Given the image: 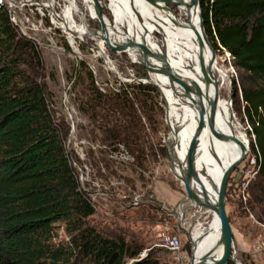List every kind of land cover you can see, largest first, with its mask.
<instances>
[{
    "label": "trees",
    "instance_id": "obj_1",
    "mask_svg": "<svg viewBox=\"0 0 264 264\" xmlns=\"http://www.w3.org/2000/svg\"><path fill=\"white\" fill-rule=\"evenodd\" d=\"M201 4L215 50L229 53L240 74L241 84L234 80V93L256 139L254 152L261 169L255 187L264 192V0H201ZM79 66L87 69L84 62ZM82 69L76 68V84L79 78L82 81ZM142 69L140 77L145 76ZM87 70L80 112L91 122L93 140L108 149L101 166L93 160L98 180L92 178V168L80 163L75 164L77 171L73 168L67 153L73 128L55 115L54 94L45 83L40 53L20 36L6 7L0 9V264H162L152 252L140 257L146 243L139 238L93 224L98 212L91 193L85 186L80 189L77 176L85 185L89 173L92 182L104 185L118 176L110 164L118 163L137 177L124 179L126 196L132 197L136 183L147 186L153 175L150 166L158 163L155 136L159 152L165 154L160 94L155 86L142 83L123 84L106 93ZM121 147L133 162L112 157ZM152 201L141 204L144 219L155 218L146 214L147 209L162 213ZM254 201L262 204L264 196ZM257 216L264 224V210Z\"/></svg>",
    "mask_w": 264,
    "mask_h": 264
},
{
    "label": "rangeland",
    "instance_id": "obj_2",
    "mask_svg": "<svg viewBox=\"0 0 264 264\" xmlns=\"http://www.w3.org/2000/svg\"><path fill=\"white\" fill-rule=\"evenodd\" d=\"M71 1L75 6L73 8L74 18H71L73 21L71 20L68 23V19H62V17L70 9ZM71 1L8 0V4L11 6L13 14L16 17L15 25L18 28V33L21 37L30 41L40 53L43 72L46 75L45 83L54 94V112L56 117L73 128L67 142V153L73 164V168L76 170V163L82 164V167L87 166L90 169L92 168V178L98 180V173L96 168L93 167V160L97 161L101 166L100 161L105 157L104 154L108 149L100 141L93 140L91 122L80 112V104L84 100L83 93H85L87 84H84L83 81V78L86 77L85 71L88 69L94 73L98 86L103 92L110 93L113 89L121 87L123 84L142 83L155 86L154 84L156 83L165 98V93L157 79L163 78L160 75L150 74V82L153 84L141 80L143 77H149V72L141 63L135 62L136 60H141V57L132 50H126L127 54L123 55L115 52L108 54L99 39L94 36V29L98 28L100 19L99 10L96 8L93 0ZM104 3L107 4L113 13V20L110 18L107 20L106 18L104 21L105 30L117 38H121L127 34V25L124 22L122 13L123 4L121 2V5L115 4V0H104ZM150 12L152 13L151 10ZM131 13L133 14V11ZM54 14L55 17L53 16ZM57 16L58 18L61 17L59 19L60 22L56 21ZM71 24H74L79 29L81 26L86 27L88 33L78 35L76 33L78 31H75L71 27L73 26ZM69 27L73 30L69 29ZM151 32V44L148 43V46L153 45L158 52L166 51L169 53L166 47L167 40L164 35L158 30ZM67 37L70 44L75 47L74 53H77V49L79 48L78 54L73 53L68 44ZM110 43L113 45L112 40ZM115 43H120L127 48L130 42L119 41ZM154 47L152 49L150 46L156 52ZM216 53L219 66L229 75V78L222 81V96L224 99L231 101L236 115L235 120L240 126L238 133L240 136H244L250 145L247 159L233 173L228 186L227 212L231 219L234 233V251L240 264H264V224L259 221V217L257 216V212L264 210V201L262 204L255 203L254 201L255 197L264 196V192L255 187V183L259 181V174H256L258 170L256 168L258 166V158L254 152L256 139L247 119L244 105L236 99L234 93V80L238 85L241 84L240 74L235 69L233 59L229 53L226 51L223 53L216 51ZM79 62H84L87 69L83 70L79 66ZM142 67L145 70L143 72L145 76L140 77L138 76V71L141 72L140 69L143 71ZM76 68L83 70V73L80 71L82 81L79 78L78 85L75 83L77 79ZM165 79L167 80V78ZM175 87L177 89V86ZM161 91L158 89L160 94L158 101L163 108L162 119L164 120V124L161 133L163 141L166 142L164 143L165 154L162 155L159 152V147L156 144L158 139L156 140L157 136H155L152 141L157 147L159 155L157 157L158 163L150 166V173L153 175L149 184L144 186L143 184L136 183L137 190H131L133 191L131 193H134L132 195L133 198L126 196L123 189L124 187H128V185L124 179L126 177H137L131 168L119 165L118 163H110L111 171L117 172L118 176L116 178L111 177L108 180L109 183L106 181L104 185H101L97 182H92L89 178V173L86 175L88 183L84 185L83 180L80 181L78 179V181L81 189L83 190L85 186L91 193L94 204L100 208V212L94 218L93 224H98L106 232L121 230L131 234L135 239L139 238L140 242L146 243V249L140 257L144 253L145 255L143 256L146 257L148 253L152 252L155 253L162 264H190L194 254V244L192 245V242L197 241L201 233L213 225L215 215L212 211L203 209L190 202L183 207L184 222L172 216L174 207L178 206L185 199L186 189L183 182L177 178L171 169L167 141L169 136L171 138L173 136V133L170 134L173 127L170 125L171 121L169 117V110L172 105L168 104L166 98L165 100L162 98ZM168 92L174 93L172 88ZM178 102L183 104L180 101ZM144 123H147V120ZM170 141L171 139L168 141V144ZM72 152H75V155ZM91 152L94 153V159L91 157ZM171 154L175 157L173 153ZM174 164L175 171L179 173L176 159H174ZM102 172L108 173L105 170ZM77 176L79 178L82 177L81 175ZM250 178L251 182L247 184ZM194 189L197 194L201 196L205 194V196L211 198L206 190L204 191L201 188L195 187ZM111 192H114V194L112 195ZM136 199L139 202L138 206L134 204ZM145 199L148 201L154 200V202H151L152 205L154 207L159 206L164 214L157 212V210L151 212V209H147L146 214L151 213L155 215V218L144 219L142 214L139 213L142 211L141 204L145 202ZM179 217L183 218V215ZM180 226L184 227V232L182 233H179L177 229ZM186 231L192 233V241ZM175 234L180 235L183 243V249L177 255L165 247L166 239ZM63 237L64 233L61 230L60 239Z\"/></svg>",
    "mask_w": 264,
    "mask_h": 264
},
{
    "label": "bare ground",
    "instance_id": "obj_3",
    "mask_svg": "<svg viewBox=\"0 0 264 264\" xmlns=\"http://www.w3.org/2000/svg\"><path fill=\"white\" fill-rule=\"evenodd\" d=\"M120 2L123 4L122 13L124 16V22L127 25V34L121 38H117L111 33L106 32L108 42H111L112 40L113 44L121 46L126 50L134 51L141 57V60L135 61L136 63L144 62L150 66L153 65L158 67V61L153 58L144 57V55L138 50L133 49L135 47L134 43H144L147 45L148 43L151 44V31L158 30L167 40L166 47L169 50V53H167L168 55L165 53L166 51L160 52L168 56V60L174 71H177L189 80H195L202 83V73L199 67L200 54H203L205 63L208 64L212 60L213 52L209 45H206L203 49H201L200 41L197 35L199 32L200 8L197 5H194L192 0H173L172 3L168 4H161L158 2L155 6L150 5L144 0H115V4L121 5ZM73 8H75V6L71 1L70 9H68L66 14L62 17V19H68V23L72 20L71 18H74ZM131 11H133V14ZM138 12L142 15L145 21L144 25L137 18ZM58 16L56 21L58 20V22H60L59 19L61 17L58 18ZM58 24L60 25V23ZM71 25H73L71 27L75 31H78L76 32L78 35L88 33V29L84 26H81L79 29L74 24ZM69 29L71 28L69 27ZM119 41H127L130 43H128V47L126 48L120 43H115ZM150 46L153 49L154 46ZM156 52H158L157 49ZM213 72L220 86L222 95V81L229 78V75L222 67L219 66L217 57L213 65ZM154 74L160 75L163 78L157 79L159 80V84L165 93V98L168 104L172 105L169 110V117L171 121L170 125L173 127V136L172 138L169 137V140L171 139L169 145L173 146V148L170 151L178 158V166L181 167V170L179 169V173H184L186 170L182 168L186 167L185 156L187 148L189 147V144L199 127V123L204 118L202 108L199 105L187 102V100L181 97H177L173 92L167 93V91L171 89L170 82L160 73ZM178 101L183 104H180ZM232 106L231 101L224 99L223 96L221 97L218 106L217 127L225 133L233 134L243 143L244 148L247 151H250L248 141L244 136H240L238 133L240 126L235 120L236 115ZM198 144L199 147L195 151L196 156L193 163L197 177L191 176L190 185L194 193L201 200L209 205H212L216 200V191L221 177L223 176L225 170L239 156L240 151L235 143L221 140L213 136L206 126L201 132ZM177 152H179L178 155H176ZM194 187L201 188V190L204 191L206 190L211 198L205 196V194L203 196L197 194ZM193 244V256L195 257L197 263L210 264L214 259H223L224 244L221 241L220 226L216 216L213 225L209 229L207 228V230L203 231L197 241Z\"/></svg>",
    "mask_w": 264,
    "mask_h": 264
},
{
    "label": "water",
    "instance_id": "obj_4",
    "mask_svg": "<svg viewBox=\"0 0 264 264\" xmlns=\"http://www.w3.org/2000/svg\"><path fill=\"white\" fill-rule=\"evenodd\" d=\"M145 2L155 6L158 2L161 4H168L172 3L173 0H144ZM96 8L99 10V23L98 28L94 29V36L99 39L101 42V45H103L104 49L108 54L110 53H117L120 55L127 54L126 49H124L121 46H118L116 44L111 45L110 42L107 41L108 37L106 35L105 30V19L107 20L110 18L113 20V13L107 6V4L104 3V0H93ZM181 3V2H180ZM192 3L194 5H197L200 8V16H199V32L197 33L198 39L200 41L201 49H203L206 45H209L212 52L213 57L212 60L206 64L203 54H200V62L199 67L201 69L202 77L201 82L195 81V80H189L186 77L179 74L177 71H174L172 68L169 60H168V54H163L162 52H155L144 43H134L135 47L134 50H138L140 53L144 55V57L153 58L154 60L158 61L159 66H150L144 62H139L143 66H145L149 72V77H143L141 80L148 82L150 84H153L150 81V74H161L167 78V80L171 84V88L174 91L175 95L177 97H181L187 102L195 105H199L202 108L203 112V120L199 123V127L193 136L189 147L187 148L185 160H186V167L182 168L185 169L186 172L177 173L175 171V164L174 159L176 161L178 160L177 157H171V151L173 146L168 145V152H169V159L171 164L172 171L176 174L177 178L180 179L181 182H183L185 189H186V197L185 199L176 207L173 209V215H175L181 222H184V212L183 207L186 206L188 203H194L196 205H199L202 208L208 209L214 213V215L217 217L219 226H220V234H221V241L224 244V257L222 260L214 259L211 261L210 264H240L236 258V254L234 251V233L232 224L229 218V214L227 212V194H228V186L229 181L233 173L237 170V168L240 167V165L247 159L249 151H247L244 148L243 143L237 139L233 134H228L223 131H221L217 127V117H218V106L221 100V90L220 86L218 84V81L215 77V74L213 72V65L217 57L216 50L208 36L206 27H205V19L203 15V9L201 0H192ZM112 13V14H111ZM137 18L139 21L144 25L145 21L142 17V15L138 12ZM160 91V87L157 84H154ZM177 86V89L176 87ZM162 98L165 100L163 92ZM197 98V99H196ZM166 102V101H165ZM167 115V111H166ZM168 122V120H167ZM169 124V123H168ZM207 127L211 134L221 140L230 141L235 143L239 148V156L233 161V163L225 170L223 176L220 179L217 191H216V200L214 204L209 205L203 200H201L193 191L191 188V176L197 177V173L193 167V163L195 160V151L198 149L199 144V138L201 135V132L204 127ZM172 133V128H171ZM179 152H177L176 155H178ZM179 169L181 170V167L179 166ZM80 181L83 180V177H78ZM180 210V213H179ZM180 215H183V218L179 217ZM187 232V231H186ZM187 234L190 236L192 241V233ZM193 245V242H192ZM194 247V246H193ZM190 264H200L196 262V259L194 256H192V260Z\"/></svg>",
    "mask_w": 264,
    "mask_h": 264
},
{
    "label": "built area",
    "instance_id": "obj_5",
    "mask_svg": "<svg viewBox=\"0 0 264 264\" xmlns=\"http://www.w3.org/2000/svg\"><path fill=\"white\" fill-rule=\"evenodd\" d=\"M2 7H6L7 11L10 14L11 21H12L13 25L16 27V25H15L16 24V17L13 14L11 6L8 4V0H0V9ZM53 16L55 17V14ZM17 31H18V28H17ZM67 40H68V44H69L70 48L73 50V53H74L75 47L70 44V41H69L68 37H67ZM78 52H79V48L77 49V53L75 52L74 54H78ZM170 134H171V132H170ZM168 140H169V138H168ZM163 143H166V142L163 141ZM168 145L169 144H168V141H167V146ZM121 148H122V150L119 153L113 155L112 157L114 159L120 160V161L125 162V163L133 162V159L128 155V153L125 151V149L123 147H121ZM257 163H258V161H257ZM256 168H258V170L256 171V174H259L260 169H261V165L258 164V166H256ZM250 182H251V178H250V180L248 181L247 184H250ZM80 189H81V187H80ZM125 198H127V197H125ZM138 203H139L138 199H136L135 203H134L135 206H138L139 205ZM92 207L96 210V212H98V213L100 212V208H98L96 206V204H94L93 202H92ZM172 216L176 217L175 215H173V213H172ZM177 229H178L179 233L184 232V227L183 226H180ZM165 247L168 250H170L171 252H173L174 254H176V255L179 254L182 251V249H183V243H182V239H181L180 235L179 234H175L174 236L167 238L166 241H165ZM143 255H145V253ZM143 255H142L141 258H145V256H143Z\"/></svg>",
    "mask_w": 264,
    "mask_h": 264
}]
</instances>
